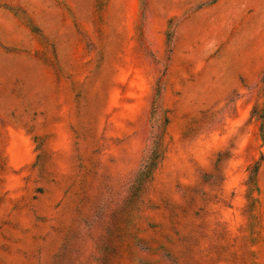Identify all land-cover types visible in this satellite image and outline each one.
Masks as SVG:
<instances>
[{"label": "rangeland", "instance_id": "obj_1", "mask_svg": "<svg viewBox=\"0 0 264 264\" xmlns=\"http://www.w3.org/2000/svg\"><path fill=\"white\" fill-rule=\"evenodd\" d=\"M0 264H264V0H0Z\"/></svg>", "mask_w": 264, "mask_h": 264}, {"label": "trees", "instance_id": "obj_2", "mask_svg": "<svg viewBox=\"0 0 264 264\" xmlns=\"http://www.w3.org/2000/svg\"><path fill=\"white\" fill-rule=\"evenodd\" d=\"M145 168H148V165L145 166ZM144 172H142L141 174H143Z\"/></svg>", "mask_w": 264, "mask_h": 264}]
</instances>
